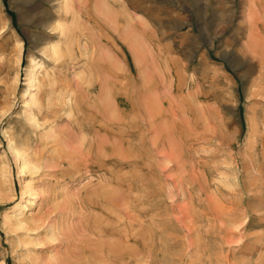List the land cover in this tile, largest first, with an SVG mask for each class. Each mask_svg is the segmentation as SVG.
<instances>
[{"label":"rangeland","instance_id":"374dc122","mask_svg":"<svg viewBox=\"0 0 264 264\" xmlns=\"http://www.w3.org/2000/svg\"><path fill=\"white\" fill-rule=\"evenodd\" d=\"M0 264H264V0H0Z\"/></svg>","mask_w":264,"mask_h":264},{"label":"bare ground","instance_id":"6f19581e","mask_svg":"<svg viewBox=\"0 0 264 264\" xmlns=\"http://www.w3.org/2000/svg\"><path fill=\"white\" fill-rule=\"evenodd\" d=\"M64 6V9L67 7V3L65 2V4L63 5ZM63 8V7H62ZM67 10V9H66ZM56 36L57 37H62L63 35H64V29H63V27H62V25H57L56 24ZM54 27V26H53ZM58 41L57 42H55V43H53V44H51V47H50V50L52 51V53L54 54V55H56V53H57V51H58ZM57 61V60H56ZM68 101V100H67ZM68 103H69V101H68ZM69 106V105H68ZM71 106V105H70ZM55 141V140H54ZM57 141V140H56ZM10 148H11V150H12V152H13V154H14V156H15V159H18L19 158V153H18V151L14 148V147H12L11 145H10ZM37 165L32 161V160H30V159H28L27 161H26V163H22V168H25L27 171H29V172H33V170H36L37 169ZM25 192V191H24ZM43 220V219H42ZM21 224L20 225H24V228H25V225L27 224L26 222H20ZM31 223V222H30ZM32 224V223H31ZM30 225V224H29ZM21 226V227H22ZM40 226V225H39ZM38 226V227H39ZM44 226V225H43ZM36 227V226H35ZM34 227V228H35ZM33 227L32 228H26V229H31V230H36V229H34ZM41 228V227H40ZM27 231V230H26ZM54 235V234H53ZM54 248V247H53ZM100 261V260H99Z\"/></svg>","mask_w":264,"mask_h":264}]
</instances>
